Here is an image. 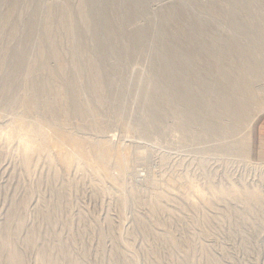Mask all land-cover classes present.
<instances>
[{"label":"rangeland","instance_id":"obj_1","mask_svg":"<svg viewBox=\"0 0 264 264\" xmlns=\"http://www.w3.org/2000/svg\"><path fill=\"white\" fill-rule=\"evenodd\" d=\"M30 1L33 0H24L20 10L17 12V14H14L21 20H18L17 17L13 15L11 19H9V24L10 21L13 23L15 20H18L19 23L21 22L20 24H22L24 20H26L28 16L27 14L30 10L36 9L42 11L43 9L45 10L47 8L46 6H57L62 4V2L64 3L65 0H38L39 2H31V4L28 5ZM67 1H70L69 3L72 5V7L76 6L75 4L77 3V0ZM185 1L150 0L147 4L146 11H144L141 16H138L123 24V29L126 31L124 32L127 34H134L138 31V29L141 28L154 31V28H157L160 24L159 20L161 19V14L165 12H167V14H171L173 7L181 3L184 4L186 3ZM198 1L202 4H205L208 0ZM220 1L222 2L223 0ZM42 3L44 4L43 6ZM242 4L244 6L246 3ZM39 6L40 8H38ZM7 7L8 5L6 3H0V10H2L0 11L1 17L6 15L5 12L7 11ZM254 8V12L258 13L260 16L258 14L256 15L262 18L261 21L263 23H260L261 21H259V23L262 24L261 28L264 30V9L261 8V10L260 7H258L260 10L259 11L255 6ZM26 9L28 11H26ZM190 11L186 13L187 15L179 19V23L180 25L188 26L194 21L200 20L201 23L203 22V27L201 29L202 32L199 37L203 38L205 41H209L212 38L229 40L235 37L234 39H236L239 35L235 32L234 28L228 25L227 22H221L211 18L210 20L207 16L205 17L204 14L203 16L199 12ZM37 13L40 14L38 11ZM158 15H160L159 18ZM184 17H187V19ZM13 18L16 19L13 20ZM18 21L16 24H18ZM155 21L158 23L156 24L157 27H154L156 26ZM7 27L9 28L10 25ZM7 27H5V31L3 30L1 35L2 37H0V43H3V45L0 44V48L3 49H0L1 60V54L4 52V50L17 48L18 44L16 43L21 36L19 33L22 30L21 27L17 26L19 30L18 36H12L13 39L8 35L10 28L8 29ZM173 28L174 27L171 25L165 28V33L167 35H171V37L168 36L169 41L176 40L174 37L178 39V37H176L177 35L173 32ZM6 30H9V32ZM7 35L10 37H7L8 40L6 38ZM240 37L242 36L239 35V40L237 41L239 42L238 45H241L240 47H242V49L245 47L246 50H248V48L251 50L253 47H255V45L253 44L252 46V43H250L247 39L245 40L244 38L242 39ZM11 39L12 42H10ZM59 39H62V37H59ZM8 41L9 44L7 43ZM65 41V38L61 40L63 44L60 42L61 48L59 46V52L57 51V55L60 52L61 56H66V54H68L66 57L57 56V59L59 57V61L54 59V61L58 62L57 65L54 62L55 65L59 66V62H61L60 65L70 63L68 66H72V63H75L76 61L80 63V60L75 58L76 56L74 57L75 59H73V57L70 55L71 49L69 48V41ZM246 41L248 44H246ZM122 42V45L124 44L125 46L126 39L123 38ZM150 44L151 38L148 37L144 42V47H146L145 50L148 49V51H151V53L144 51L146 52L143 56L144 59L142 57L139 59L136 56H123L126 57V59L122 58L123 61L121 60V62H124L123 64L121 63V66L119 67L121 71L118 70L119 73L117 71L115 72L116 74L113 72L112 75H109V78H112L111 80L113 81V85L114 83L117 85H114L116 97L115 95L114 97H109L106 95V100L104 98L102 99V102H99L98 105H94L95 102L92 103L91 101L93 100L90 101L91 98L93 99V95L90 97L89 92L87 95L86 93L83 95L86 99L85 100L83 98V100H85L87 103L89 101V104L91 105H88L92 106V109L94 108L93 111L95 110L96 114H99V120H96L94 123V120H92L91 117H86V120L83 119L84 121L82 119H74V117H71L72 120L69 119L70 121H67L69 124L66 123L68 125L65 124L63 127L64 133L78 139L84 137L81 139H85L84 141L88 140L86 143L88 142L90 144L89 146L87 143L88 146L90 148L92 147V149L93 146L94 149H98L99 145L97 146V144H99V142H103V140L106 142L108 138L114 144L113 146L120 147V149L122 148L121 152L126 149L123 153H125L127 156V169L121 170L122 174L121 171H118L119 169H117L113 162H108L107 175L105 174V176L103 174V176H101L103 179L101 177L99 179L98 176H94V174L86 166L79 167L81 170L76 168L78 169L77 171L73 166L70 170L65 171L59 164L53 162L55 160L52 159L53 161L50 162L51 158H54V156L49 157V160L46 159V156V158L43 156H40L41 158L37 157V160L40 158L39 161H37L36 157L34 156L31 157V162L28 161L30 158L27 159V162L26 159H23L24 157H22L23 155L20 153L21 150L19 147H17L15 142L11 144L0 143V228L3 227L8 221V213L13 208H17L18 212L16 213L21 217L15 216L14 220H12L14 222H12L13 224L11 230H13L14 227L15 229L13 232L11 230L9 231L8 238L10 237V245L8 246V249L11 247L12 251L14 250L16 254L20 253L19 257L22 256L21 258H24L22 259L23 264H43L45 262L42 260L43 257L46 259L50 257L49 260H57L60 262V264H264V112L259 115L250 129L245 126L246 123L244 124L246 129H248V132L246 131L245 127L241 126L239 127L240 129H238L240 131L228 130L229 133L226 131L224 136H220L221 138L216 137L215 139L210 140H205L202 138V129L196 124L192 125L191 128H188L190 130L186 136L187 138L182 136L183 134L180 132L181 130L179 129V126L183 120L181 121L179 117L170 112H165L166 115H164V117L161 118L162 120H160L162 125L160 123V126L158 125L159 128L161 127L159 129L160 131L158 128H156V130L153 128L154 130H152L150 127H148V129H150L148 130L149 132H147L146 136H140L139 132L135 133V131H138V124L142 125L143 122L145 123L147 116H145L146 112L143 109V99L136 89L140 85L142 86L141 89L145 88L146 84L144 82H147L151 75L150 66L152 61L148 59H153L152 56L154 55V48L152 47V49V44L151 46ZM249 45L252 47H249ZM147 47H150L151 49L149 50ZM253 49L251 52L248 51V53L250 52L249 54L251 56L254 53ZM258 49L259 48L256 46V51L253 56L255 57V55L258 54L259 56L256 55V57L258 56L260 58L261 51H258ZM29 51H31L30 53L33 55L34 50L30 48ZM30 53H27V57L28 55L29 57L28 59L26 58V61L29 59L31 60ZM147 54L149 56H147ZM113 58L114 57H110L108 59L109 62L107 61V64L109 63V66H113L114 64L116 65V58ZM62 60H64V63ZM73 60L76 61L74 62ZM50 62L52 67L55 66L53 65V60ZM111 63L112 65H110ZM5 66V69H7L8 64H5L4 67ZM68 66L66 65V67ZM9 68L10 67H8V69ZM23 70V75H25L26 70L27 76L25 75L23 77L22 74H20L21 78L23 77L24 79L22 78L23 80L21 79L19 81V83L22 82L21 84L18 83L19 86L16 90L18 91V94H16L17 99H14V102L11 101L10 103L9 100H7V98H9L8 94V97L6 98V91H4V89L3 91L2 89L0 90L2 91L1 94L4 92L2 96L5 95L2 97L0 94L2 97V99L0 97V129L2 128L5 130V127L9 126L7 129L16 130L19 123L17 124L15 122H20L21 120L24 122L21 121L23 123H20L18 126L22 125V127L25 125L28 126L29 123L31 124L37 121L41 123L42 121H45L44 125L46 122V124H51V121H49L51 118L50 116H52L50 112L44 111L43 109H41L43 110L42 112L38 109L37 111L30 107L28 108V106H26L24 103V99L26 100L28 96H26V94H28V90L26 91L25 89H28L26 86L29 85V79L32 77H30L31 75H28L30 72H27L29 71V69L27 70V67ZM137 71L138 73L135 75V72ZM137 76L139 78H137ZM142 76L146 77L144 78ZM141 77L144 79H141ZM116 79L121 81V85L116 83L118 81ZM133 80L135 83H133ZM128 83L131 84L129 85ZM2 84L3 82L0 80V86ZM263 86L264 83H258L254 88L259 94L261 100L259 101L260 103L256 102V105H260V108H258L259 106H256L255 103L253 105L251 104V109H249L252 111L254 109L253 113L250 111V113L253 115L255 112L257 113L255 115H258V110L261 112V109L264 108ZM116 87L117 89H115ZM3 98H5L6 101L3 100ZM113 100H116L115 104ZM5 102L7 104H5ZM119 102H123L124 106ZM12 104L16 105L17 107L14 106L13 108ZM99 105H101L102 108ZM111 107L112 109H110ZM9 110L13 112H10ZM34 110L35 113L33 112ZM109 111L110 113L108 114ZM24 115L27 117H24ZM29 116L31 118H29ZM99 116L101 118H99ZM105 117L106 119L104 120ZM10 122L15 123L16 125L9 124ZM108 122L110 123L109 126H107ZM135 122L138 123L136 124ZM223 124L225 125L227 123L224 121ZM88 125L91 130L89 127H87ZM135 125H137V127ZM76 128H78L77 131ZM100 132L101 134H99ZM246 132L248 135L250 134V136H247ZM95 139L96 141H94ZM97 141L98 143H95ZM185 147L187 148L185 149ZM32 158L35 159L34 161L36 163H34ZM46 162H50V166L49 164L48 166L47 164L45 165ZM53 166L56 170L52 168ZM112 166H114V168ZM85 168L86 171H84ZM55 171H57L56 175H54ZM91 174H93V176H91ZM95 179H98V181ZM95 181L96 183L93 184ZM191 185L193 186L192 188L194 189V192L190 190L192 189ZM151 186L153 188H151ZM121 187L123 188L121 189ZM149 191L151 192L149 193ZM196 192H200V194L202 193L204 195H198ZM163 193L165 195H161ZM249 193L255 194L258 196V198L255 200L246 197ZM62 194H64V196ZM182 194L184 196L186 195L187 197H184ZM195 195L200 197L197 198ZM168 196H170L169 200L167 198ZM155 197L157 198L155 199ZM155 200L158 201L157 205ZM189 201H191V204ZM163 206H165L166 209ZM201 209L204 210L202 211ZM19 219H21V221ZM5 220L7 221L5 222ZM16 220L20 221L19 224ZM39 222H44V225ZM47 222H49V224ZM53 225L55 227H53ZM29 228H32V230ZM15 230L16 232H14ZM17 233H19V235ZM25 233L30 234H26L27 236H25ZM36 233L39 235H36ZM32 238H34V240H32ZM22 240L25 242L23 243ZM27 240L28 243H26ZM36 240H38L39 244H37L38 242ZM64 240H66V242ZM30 245H32V247ZM25 246H28L27 249L24 248ZM132 248L133 250H131ZM75 261L79 262L76 263Z\"/></svg>","mask_w":264,"mask_h":264},{"label":"bare ground","instance_id":"obj_2","mask_svg":"<svg viewBox=\"0 0 264 264\" xmlns=\"http://www.w3.org/2000/svg\"><path fill=\"white\" fill-rule=\"evenodd\" d=\"M36 1H38V0L30 1V3H28V5L31 4V2H36ZM149 1L150 0H77V3L75 4L76 6L72 7V5L69 3L70 1L68 2L67 0H65L64 3L62 2V4L57 5V6H46L47 8L45 10L43 9L44 11L42 10L43 12L36 10V9L30 10L27 14L28 16H27L26 20H24V22L22 24H20L21 22L19 23L18 20H21V19H19L18 16L14 15V14H17V12L20 10L21 6L23 5L24 0H0V3H4V4L6 3L8 5L7 11L5 12L6 15H4L3 17L0 16V37H2L1 35L3 33V30L8 25H10V27H9L10 29L7 27L10 30V32H9V30L8 31L6 30V31L9 32L8 35L11 37L12 36L16 37V35L18 36V32H19L18 27H21V29H22V30L20 29L21 31L19 33L21 34V36L19 35L20 38L18 39V42L16 43V44H18L17 48H15V49L10 48V50H4V52L1 54L2 60L0 59V80H2L3 84L0 86L1 87L0 90L2 89V91H3V89H4V91H6L5 92L6 95L7 94L9 95V98H7L8 95L6 96V98H7V100H9L10 103L14 99L16 100L17 99L16 94H18L17 93L18 91H16V90H17L19 84L22 83V82L19 83V81L26 75V70H25V75H23L24 73L22 71H24L23 69H26V67H27V70L29 69V71H27V72H30V74H28V75H31L30 77H32V78H30L31 83H30V79H29V85L26 86V87H28V89L24 88L26 91L28 90L27 91L28 94H26V96L27 95L28 96H27L26 100L24 99V103L26 104V106H28V108L30 107V108L35 109V110L38 109L39 111L41 109H43L44 111L50 112V114L52 115V116H50L51 118L49 120V121H51L50 125L46 124L47 122L44 125L45 121H42L43 124L41 122L37 121V122L31 123V124L29 123V125L27 124L28 126L23 125L24 127H22V125L18 126V125H20V123L22 124L24 122L23 120H21L23 122H21V121L15 122L17 124L19 123L17 125L16 130L7 129V128H9V126L5 127V130L1 128L0 129V143H6V144L10 143L11 144V143L15 142L17 147H19V149L21 150L20 153H22V155H23V156L22 155H20V156L24 157L23 159H26V161H27V159L30 158L28 161L31 162V157H34V156L36 157V160H37V157H40V156H43V157L46 156L47 157V158L45 157L46 159H48L51 156H54L55 159L51 158L50 162L55 160L53 162L54 163L56 162L57 164H59L65 171L70 170L73 166L75 167V169L82 167V166H86L88 169H90V171L94 174V176H98L99 179L101 176H103V174L107 175V164H108V162H110V163L113 162L115 164V166L117 167V169H119L118 171L126 170L127 169L126 168L127 167L126 166V161H127L126 157L127 156L125 153H123L126 149L121 152L122 148L120 149V147L113 146L114 144L111 142V140H109V138L106 142L104 140H103V142H99V144H97V146L99 145L98 149L97 148L94 149V146L92 149V147L91 148L89 147L90 144L87 142L89 144V146H88V144L86 143V141H88V140L84 141L85 139L81 140L84 137L81 139H78V138L72 137V136L64 133L63 127L66 123H68L67 121H70L69 119L72 120L71 117H74V119L76 118V119H80V120L81 119L83 120L86 117L87 118L91 117V119L94 120V123L96 120H99L98 119L99 114L98 113L96 114L95 110L93 111L94 108L92 109L91 108L92 106H89L91 104H89L88 100H87L88 103L85 102L86 99L84 98L83 95H85V93L87 95L88 92L90 94V97H92L91 95H93V99L91 98L90 101L93 100L91 102L92 103L95 102L94 105H96V104L98 105L99 102H102V99H104L106 95L109 97L110 96L114 97L115 91H116V90H114V87L117 85L115 83H114L115 86L113 85V81L111 80L112 78L110 79L109 75L110 74L112 75L113 72L115 73L118 70L121 71L119 69V67L121 66V63L122 64L124 63V62H121V60L123 61L122 58L126 59V57H123V56L129 55L130 57L136 56L139 59H141L140 57L143 58L145 53L148 51V49L145 50L146 47H144L145 46L144 42L146 41V39L148 37L151 38V44H152V46L150 44L151 48L152 47L154 48V49L152 48L154 51V55L153 54H152L153 56L151 55L153 59H151V58L148 59V60L152 61L151 66H150V70H151L150 74L151 75H150V77L148 76L149 78H148L147 82L146 81L144 82L146 85H145V88H142L143 90L141 89V87H142L141 85L139 87H137L135 85L137 87L136 90L138 91V93L140 94V96L143 99V107H144L143 109L146 112L145 116H147V118L145 119V123L143 122L142 125L138 124L139 125L138 127H137V125H135L138 128V131H135V133L139 132L140 136L141 135L146 136V134H147V132H149L148 130L150 128L152 130H154V129L156 130V128H158V130H159L161 127L159 128L158 125L160 126V124H161L160 120H162L161 118L164 117V115H166L165 112H170V113L174 114L175 116L179 117L181 119V121L183 120V122H181V124L179 126V129L181 130L180 132H182V134H183L182 136H184V137H186L187 134L189 133L188 131L190 129H188V128H191V126L195 125V124L199 125V127H201L202 138L205 140L206 139H208V140L215 139L216 137L221 138L222 135L224 136L226 131L228 132V130L229 131L230 130L240 131L238 129H240L239 127H241V126H243V127L246 126V127H248V129H250V127L256 121V119L259 117V115H261L264 112V108H262L261 112L258 110V112H259L258 115H255V114H257L256 112L254 115L250 113V111H252V110H250L251 109L250 106H252L254 103L256 105V102H259L261 100L259 94L257 93L256 89H254V88H255L256 84L264 83V30L261 28L262 24H260L263 22L261 21L262 18L259 17L260 15L258 13L254 12V10H255L254 6L257 8V10H259L258 7H260V9L261 8L264 9V0H225V2H224V0L222 2L220 0L219 1L208 0L205 4L200 3L198 0H186V1L184 0L186 3H184V4L181 3V4L173 7L171 14H167V12L161 14L162 15L161 19L160 20L158 19L160 21V24L157 27V25H156V24H158L156 22L157 20L155 21L156 26H154V27H157V28H154V31H149L148 29H143L140 27L141 29H138V31L135 32L134 34L125 33L126 31L123 29V26H124L123 24L125 22H128V21L138 17V16H141L143 14V12L146 11L147 4L149 3ZM203 2H205V1H203ZM46 3H48V2H46ZM220 3L221 4L223 3L225 5L222 4L223 5L222 6ZM242 3H246V4L243 6ZM43 5L44 4L42 3V6ZM38 8H40V6ZM190 10L194 11V12H199L202 15L204 14L205 17L207 16L209 19L211 18V19H215V20H218L221 22L222 21L227 22L228 25H230L232 28H234V30L237 34L242 36L240 38H242V39L244 38L245 40L247 39L250 43H252V46L254 44L255 47L257 46L259 48L258 51L259 50L261 51L260 52V54H261L260 58L258 57L259 56L258 54H256V55H258L257 56L258 58L256 57V55H255V57L253 56L255 51L257 50V48H256V50H255V47H253L254 49L252 48L254 53L251 56L249 53L251 52L252 49L249 50L250 48H248V50H246L245 47L242 49V47H240L241 45H238L239 42L237 40H239L238 39L239 35L237 36L236 39H234L235 37H233L229 40H221L220 38L219 39L218 38H212L209 41H205V40H203V38L199 37L201 32H202L201 29L203 27V25H202L203 22L201 23L199 19H198L199 21H194V22L190 21L192 23H190L188 26L180 25L179 19L182 18L183 16L187 15L186 13ZM0 11H2V10H0ZM26 11H28V10L26 9ZM37 11L40 12V14L37 13ZM3 14H4V12H3ZM256 14H258L259 16H257ZM13 15L16 16L18 19L17 20L18 24H16L17 23V21L15 20L16 18H13V20L16 21V23H15L16 25L14 24L15 21H13V20H12L13 23H11V21H10V24H9V19H11V17ZM261 16H263V15H261ZM159 17H160V15H158V18ZM184 18L187 19V17H184ZM259 21H261V22L259 23ZM12 24H14V25H12ZM11 25H12V27H11ZM169 25L174 27L173 28L174 31L173 30L172 31L174 32V34L177 35L176 37H178V39L174 37V39H176V40H172V41L168 40V36L171 37V35H167L165 33L166 32L165 28ZM142 26H144V25H142ZM129 32H131V31H129ZM125 34H127V35H125ZM203 34H204V32H203ZM8 35L6 36V38L8 37ZM13 37H12V39H13ZM59 37H62V39L65 38V40H66L65 42H67V40L69 41V44H70L69 48L71 49L70 55L73 57V59L76 58L77 60H80V63H78L75 60L77 62V65H76V62L73 60L75 63H72V66L71 65L68 66V64H70V63L63 64L64 60H62L63 65H60L61 62H59V66H56L58 64V62L54 61V59H57V56H59V57L65 56V55L61 56V52L58 53V55H57V51L59 52L58 48H59L60 42L62 40V39H59ZM8 38H10V37H8ZM8 38H7V40H8ZM123 38L126 39L125 46H124V44L122 45ZM12 39H11V41L10 40L9 41L12 42ZM223 39H225V38H223ZM9 41L7 42L8 44H9ZM1 42H2V40H1ZM246 44H248L247 41H246ZM1 45H3V43ZM5 46H6V44H5ZM252 46L249 45V47H252ZM30 48H32L34 50L33 55H31V53H30L31 51H29ZM60 48H61V46H60ZM147 48H149V50L151 49L150 47H147ZM1 50H3V49H1ZM144 51H146V52H144ZM248 51H250V52L248 53ZM28 52L30 53V55L33 58L30 56L31 60L29 59L28 61H26V58L28 59V57H29V55L27 57ZM149 53H151V51ZM67 54H66V56H67ZM124 54H126V55H124ZM147 56H149V55L147 54ZM234 56H235V59H234ZM59 57H58V59H59ZM110 57L116 58L115 59L116 65L114 64L113 66H109V63L107 64V61ZM51 60H53V65H55V63H56V65L53 67L50 65ZM5 64H8L7 69H5L6 66L4 67ZM9 65H11V66H9ZM66 65L68 67H66ZM110 65H112V63ZM8 67H10V68L8 69ZM119 71H118V73H119ZM136 73H138V71L135 72V75H137ZM20 74H22V76H23L22 78H21ZM128 76H129V74H128ZM142 77H144V76H142ZM142 77H141V79H144L146 76L144 78H142ZM28 78H29V76H28ZM137 78H139V77L137 76ZM132 79H134V78H132ZM132 79H131V81H132ZM113 80H115V79H113ZM116 80H118V79H116ZM116 83L120 84L121 81L118 80ZM133 83H135V81ZM136 83H137V81H136ZM132 86H133V84H132ZM143 87H144V84H143ZM19 89H20V87H19ZM115 89H117V87ZM262 89H264V88H262ZM2 91H0V94ZM20 92H21V90H20ZM2 94H4V92ZM2 94H1V96H2ZM119 95H120V93H119ZM4 96L5 95H3L2 97H4ZM2 97H1V99H2ZM115 97H116V95H115ZM83 98L85 100H83ZM21 99H23V98H21ZM110 99H112V98H110ZM3 100H5V98H3ZM105 100H106V98H105ZM115 101H114V104H115ZM107 103H109V102H107ZM110 103H111V100H110ZM119 103H121V102H119ZM5 104H7V103L5 102ZM122 104H123V102L121 103V105ZM9 105H6V106H9ZM22 105H23V103H22ZM14 106H16V105H13L12 107L14 108ZM99 106L102 108L101 105H99ZM117 106H119V105H117ZM123 106H124V104H123ZM258 106H259L258 108H260V105H258ZM112 107L110 109H112ZM125 108H126V106H125ZM15 110H17V109H15ZM18 110H20V109H18ZM35 110L33 111L34 113H35ZM43 110H41V111L43 112ZM110 111L108 112V114L110 113ZM253 111H254V109H253ZM253 111H252V113H253ZM10 112H13V111H10ZM102 112H105V111H102ZM122 112H123V110H122ZM102 114H104V113H102ZM25 116L26 115H24V117ZM100 116H99V118L102 117V116L101 117ZM39 117H41V116H39ZM29 118H31V117L29 116ZM168 118H170V117H168ZM105 119H106V117L104 118V120ZM224 121L227 124L224 125L223 124ZM247 121H248V123H247ZM109 122H108L107 126H109V124H110ZM15 123L10 122L9 124L16 125ZM89 123H90V121H89ZM141 123H142V121H141ZM245 123H246V125L244 126ZM24 124H26V123H24ZM68 124H66V125H68ZM91 124H92V122H91ZM46 125H48V126H46ZM104 125H105V123H104ZM100 126H98V127H100ZM174 126H175V124H174ZM87 127H89V125ZM148 127H150V128L148 129ZM176 127H177V125H176ZM246 127H245V129H246ZM78 128H76V131ZM93 128H95V127H93ZM89 129H90V127H89ZM103 129H102V131H103ZM248 129H246V131ZM241 130H243V129H241ZM83 131H84V129H83ZM65 132H67V131H65ZM247 132H246L247 136H250V134L248 135ZM69 133H71V132H69ZM93 133H94V131H93ZM99 134H101V132ZM74 136H76V135H74ZM242 136H243V134H242ZM231 137H233V136H231ZM232 139H235V138H232ZM192 140H193V138H192ZM94 141H96V139ZM185 141H188V140H185ZM95 143H98V141ZM208 143H206V144H208ZM189 145H191V144H189ZM119 146H121V145H119ZM226 147H228V146H226ZM186 148L187 147H185V149ZM17 150H18V148H17ZM146 150H147V148H146ZM140 151H141V149H140ZM135 155H136V153H135ZM43 157H42V159H43ZM40 158H39V160H40ZM34 160L35 159H33V161ZM39 160H37V161H39ZM30 162H29V164H30ZM50 162H46L45 165L47 164V166H48V164H49V166H50V164H51ZM34 163H36V162L34 161ZM43 163H44V161H43ZM35 165H37V164H35ZM27 167H29V166H27ZM31 167H32V165H31ZM61 167H59V168H61ZM112 167L114 168V166H112ZM52 168L54 169V166ZM54 170H56V169H54ZM77 170L78 169H76V171ZM108 170H109V168H108ZM71 171H70V173H71ZM84 171H86V168ZM56 172L57 171H55L54 175H56ZM128 172H129V169H128ZM119 173H117V174H119ZM93 174H91V176H93ZM121 174H122V171H121ZM51 175H53V174H51ZM122 178H124V177H122ZM102 179H101V181H102ZM120 180H119V182H120ZM96 181H98V179ZM96 181L93 182V184L96 183ZM121 182H122V180H121ZM109 183H111V182H109ZM120 185H119V188H120ZM164 185H166V184H164ZM167 186H168V184H167ZM189 187H190V184H189ZM192 187L193 186L191 185V188ZM122 188L123 187H121V189ZM151 188H153V187L151 186ZM117 190H118V188H117ZM169 190H170V186H169ZM190 190H192L194 192L193 188ZM150 192L151 191H149V193ZM196 193H198V192H196ZM220 193H222V192H220ZM176 194H178V193H176ZM199 194H200V192L198 193V195ZM222 194H225V193H222ZM62 195L64 196V194H62ZM155 195H156V192H155ZM161 195H165V194L163 193ZM178 195H180V194H178ZM200 195H204V194L201 193ZM166 196H167V193H166ZM170 196H172V195H170ZM170 196L167 197L168 200L170 199L169 198ZM122 197H121V199H122ZM157 197H155V199ZM163 197H165V196H163ZM173 197H172V199H173ZM184 197H187V196L185 195ZM188 197H190V196H188ZM199 197H197V198H199ZM203 197H205V196H203ZM246 197L251 198V199H255V200L258 198V196H256L253 193L247 194ZM202 199H204V198H202ZM190 202L191 201H189V203ZM144 203H146V202H144ZM157 203H158V201H156V205H157ZM207 203H208V201H207ZM57 204H58V202H57ZM158 205H160V204H158ZM17 206H21V205H17ZM163 207H165V206H163ZM165 209H166V207H165ZM22 211H24V210H22ZM154 211H156V210H154ZM16 212H18L17 208L16 209L13 208L8 213L9 214L7 217L8 221L5 220V222L6 221L7 222L5 223V225L3 227L0 228V264H23L22 259H24V258H21L22 256L19 257L20 253L16 254L14 252V250L12 251L11 247H9L11 249V251H10V249H8V246L10 245V241H9L10 237L8 238V234H9V231L12 229V224H13L12 222H14L12 220H14L15 216H18ZM171 214H173V213H171ZM5 215H4V217H5ZM37 219H38V217H37ZM19 220L21 221V219H19ZM19 220L18 221L16 220L18 222V224L20 222ZM22 220H23V218H22ZM16 221H15V223H16ZM39 223H41V222H39ZM43 223L44 222H42L41 224H43ZM47 223L49 224V222H47ZM20 224H22V223H20ZM37 227H39V226H37ZM41 227H44V226H41ZM53 227H55V226L53 225ZM138 227H139V225H138ZM14 229H15V227H14ZM13 230H11V231L13 232ZM21 230H22V228H21ZM30 230H32V228ZM34 230H35V228H34ZM39 230H41V229H39ZM14 232H16V230ZM29 232H31V231H29ZM19 233H17V234L19 235ZM37 233H36V235H39ZM26 234L27 233H25V236L29 235L30 233L27 235ZM12 235H9V236H12ZM51 237H52V235H51ZM16 238H17V236H16ZM23 238H25V237H23ZM37 238H38V236H37ZM32 240H34V238H32ZM51 240H52V238H51ZM36 241L38 242V240H36ZM64 241L66 242V240H64ZM22 242H23V240H22ZM41 242H42V240H41ZM26 243H28V240L26 241ZM29 243H30V240H29ZM34 244H35V242H34ZM37 244H39V242ZM30 246L32 247V245H30ZM27 247L25 246L24 248L27 249ZM37 248H38V246H37ZM62 248H64V247H62ZM125 248H126V246H125ZM131 250H133V248ZM47 253H48V251H47ZM121 254H122V252H121ZM54 257H56V256H54ZM49 258L46 259L43 257L42 260H43V262L45 261L44 262L45 264H60V262H58L57 260H53V259L49 260ZM35 260H36V258H35ZM35 260H34V262H35ZM42 260H41V263H42ZM78 262H76V263H78ZM68 264H71V263H68Z\"/></svg>","mask_w":264,"mask_h":264}]
</instances>
